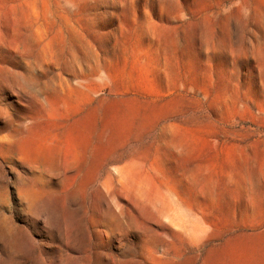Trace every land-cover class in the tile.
<instances>
[{
    "label": "rangeland",
    "instance_id": "obj_1",
    "mask_svg": "<svg viewBox=\"0 0 264 264\" xmlns=\"http://www.w3.org/2000/svg\"><path fill=\"white\" fill-rule=\"evenodd\" d=\"M205 260L264 264V0H0V264Z\"/></svg>",
    "mask_w": 264,
    "mask_h": 264
},
{
    "label": "crops",
    "instance_id": "obj_2",
    "mask_svg": "<svg viewBox=\"0 0 264 264\" xmlns=\"http://www.w3.org/2000/svg\"><path fill=\"white\" fill-rule=\"evenodd\" d=\"M173 225L175 227L181 228V229H175L173 228L174 231L178 232V233H182V234H186L187 231L184 227H182L180 224H178L177 222H173ZM205 234H195L194 236L190 237V241H191V245L194 247H202L203 245V240H204ZM203 264H211L209 261H204Z\"/></svg>",
    "mask_w": 264,
    "mask_h": 264
},
{
    "label": "bare ground",
    "instance_id": "obj_3",
    "mask_svg": "<svg viewBox=\"0 0 264 264\" xmlns=\"http://www.w3.org/2000/svg\"><path fill=\"white\" fill-rule=\"evenodd\" d=\"M36 135H37V134H36ZM30 136H31V134H30ZM8 138H9V137H8ZM30 138H31V137H30ZM39 138H40V137H39ZM5 139H6V138H5ZM28 140H29V138H28ZM34 140L36 141V139H33L32 141H34ZM38 140H39V139H38ZM22 141H23V140H22ZM26 141H27V140H26ZM32 141H29V142H32ZM42 141H43V139H42ZM42 141H41V142H42ZM36 142H37V141H36ZM36 142H35V143H36ZM39 142H40V141H39ZM41 142H40V143H41ZM36 144H38V142H37ZM31 145H32V144H31ZM29 146H30V145H29ZM32 146H34V145H32ZM37 146H38V145H37ZM22 147H23V146H22ZM49 147H50V146H49ZM30 148H31V147H30ZM40 148H42V146H41ZM27 149H29V148H27ZM31 149H32V148H31ZM31 149H29V150H31ZM48 149H49V148H48ZM29 150H28V151H29ZM53 150H54V149H53ZM49 151H50V150H49ZM54 151H55V150H54ZM58 151H59V150H58ZM52 152H53V151H52ZM56 152H57V151H56ZM29 153H31V152H29ZM36 153H37V152H36ZM49 153H50V152H49ZM58 153H59V152H58ZM55 154H56V153H54V154L52 153V156L48 155V156L51 158V161H52V162H56V161H57V156H58V155L56 154V155H57V156H56ZM28 155H29V154H28ZM37 155H38V154H37ZM31 156L33 157V155H31ZM48 156H47V157H48ZM36 158H37V157H36ZM46 159H47V158H46ZM37 160H38V159H37ZM40 160H41V159H40ZM47 160H48V159H47ZM68 161H69V159H68ZM6 261L8 262L7 259H6ZM3 262H5V261H3ZM1 263H2V261H1ZM5 263H6V262H5ZM5 263H3V264H5ZM8 264H9V263H8Z\"/></svg>",
    "mask_w": 264,
    "mask_h": 264
}]
</instances>
